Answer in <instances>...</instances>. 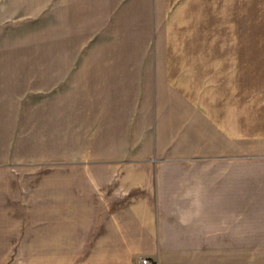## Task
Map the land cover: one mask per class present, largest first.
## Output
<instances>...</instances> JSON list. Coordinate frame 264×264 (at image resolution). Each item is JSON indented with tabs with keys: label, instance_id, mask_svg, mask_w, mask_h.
Segmentation results:
<instances>
[{
	"label": "crops",
	"instance_id": "1",
	"mask_svg": "<svg viewBox=\"0 0 264 264\" xmlns=\"http://www.w3.org/2000/svg\"><path fill=\"white\" fill-rule=\"evenodd\" d=\"M47 3L62 102L46 158L0 155V251L27 174L61 264H264V0Z\"/></svg>",
	"mask_w": 264,
	"mask_h": 264
},
{
	"label": "rangeland",
	"instance_id": "2",
	"mask_svg": "<svg viewBox=\"0 0 264 264\" xmlns=\"http://www.w3.org/2000/svg\"><path fill=\"white\" fill-rule=\"evenodd\" d=\"M0 5V155L6 158L30 152L43 159L47 157L48 108L55 104L54 109H59L56 105L62 98V83L48 80L49 4L47 0H1ZM22 180V214L43 216L18 219L23 222L20 227H2L11 234L8 243L20 238L25 248L2 250L0 255L7 264H48L54 258L55 264H61L62 251L30 247L48 246L47 183L27 174ZM17 230L23 234L15 235ZM38 230L40 234L33 236Z\"/></svg>",
	"mask_w": 264,
	"mask_h": 264
},
{
	"label": "built area",
	"instance_id": "3",
	"mask_svg": "<svg viewBox=\"0 0 264 264\" xmlns=\"http://www.w3.org/2000/svg\"><path fill=\"white\" fill-rule=\"evenodd\" d=\"M138 264H147L146 259L138 260Z\"/></svg>",
	"mask_w": 264,
	"mask_h": 264
}]
</instances>
